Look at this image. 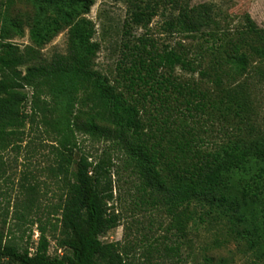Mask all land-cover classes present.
Masks as SVG:
<instances>
[{
    "label": "trees",
    "instance_id": "1",
    "mask_svg": "<svg viewBox=\"0 0 264 264\" xmlns=\"http://www.w3.org/2000/svg\"><path fill=\"white\" fill-rule=\"evenodd\" d=\"M171 1L179 9L168 23L171 28L189 33H204L210 29L212 37L223 39L225 33L212 4L192 6L183 0ZM28 2L32 5L27 21L32 45L24 49L12 41L15 36H24L23 16H9L6 10L0 11V143L16 135L28 118L34 121L39 113H43L45 122L56 131L58 173L64 181V197L59 206L60 246L65 252L55 256L48 254L43 229L33 253L13 240L6 241L0 232V264H135L121 252L119 242L101 241V236L116 225V218L108 208L113 196L109 170L103 161L94 163L85 155L76 156V128L107 138H121L145 184L162 195L163 201L174 210L181 232L185 231L186 222L194 218L192 205L200 207L205 214L220 213L231 221L236 237L245 243L247 250L264 260V134L243 136L239 123L236 127L239 132L213 151L204 150L197 143L198 132L194 127L186 129L189 137L184 132L179 135L180 130L172 131L174 136L168 148L162 144L163 138L152 142L156 135L145 131L140 100H130L95 68L100 45L93 40L94 25L87 18L95 0ZM131 4L135 22L144 23L151 18H146V10L137 2L131 0ZM66 28L67 53L45 58L44 45ZM221 47L223 44H219L217 50ZM212 48L215 51L214 46ZM242 48L264 60V29L252 25L230 37L222 50L226 56L222 58L247 67L249 56ZM142 51L144 54H139L130 71L133 84L138 79L150 85L151 89L139 92L143 99L151 96L167 102L172 98L166 92L171 86L184 95L188 106L192 104L198 109L210 103L221 114L234 113L242 123L250 113L246 97L223 88L221 78L218 86L222 96L217 105L206 92L173 77V70L179 64L193 68L192 61L182 53L173 49ZM162 68L166 70L160 71ZM27 87L32 89L31 95ZM82 93L93 104V113L79 125L74 107ZM196 95L202 98L194 102L192 98ZM29 98L33 115L24 108ZM143 107L146 108L145 104ZM150 117L156 119L153 114ZM96 119L112 124L113 128ZM250 127L255 130L253 124ZM180 207L183 210L176 212ZM219 262L226 264L228 260L222 257Z\"/></svg>",
    "mask_w": 264,
    "mask_h": 264
},
{
    "label": "rangeland",
    "instance_id": "2",
    "mask_svg": "<svg viewBox=\"0 0 264 264\" xmlns=\"http://www.w3.org/2000/svg\"><path fill=\"white\" fill-rule=\"evenodd\" d=\"M133 1L146 10V18L151 17L149 20L144 23L134 21L131 0H95L87 18L94 25L93 40L100 45L95 68L130 100H140L145 131L156 135L151 141L163 138L162 144L168 148L174 136L172 131L180 130L179 135L184 132L189 137L186 129L194 127L198 132L197 143L204 150L213 151L239 132L236 128L239 123L243 136L264 134V60L246 48L242 51H247L249 56L247 67L228 63L222 58L226 56L222 50L230 37L252 25L264 29V0H183L192 6L212 4L218 12L220 27L225 31L223 39L212 37L210 29L204 33H189L171 28L168 23L179 12L171 0ZM5 10L9 16L22 15L25 20L24 36H15L12 41L22 49L32 45L27 24L28 16L32 14L30 2L0 0V11ZM68 36V28L58 33L42 48L43 56L51 59L56 54H66ZM219 44L223 47L217 50ZM143 49L155 52L173 49L182 53L192 61L193 68L179 64L173 70V77L206 92L217 105L222 96L218 86L221 78L223 88L238 91L246 97L250 113L242 123L234 113L221 114L210 103L198 109L192 104L188 106L184 95L171 86L168 91L164 89L172 95L167 102L151 96L143 99L139 92L151 89L150 85L138 79L133 84L130 71ZM26 91L32 94L31 88L27 87ZM80 97L83 101L80 99L74 107L79 125L93 113V104L86 94L82 93ZM201 98L196 95L192 100L197 102ZM24 108L28 114H34L31 98ZM151 114L156 119H152ZM96 121L113 128L110 123ZM249 123L254 125V131ZM56 140V131L45 122L43 113H39L34 121L28 118L25 127L16 135L0 143V232L6 241L13 240L33 253L43 229L50 256L65 252L60 246L59 210L64 197V181L58 173ZM74 141L77 142V157L85 155L94 163L103 161L109 170L108 181L113 196L108 208L116 218V225L101 236V241L119 242L120 250L128 260L135 264H220V258L225 257L226 264H264V260L247 250L245 243L236 237L231 221L220 213L205 214L200 207L192 205L194 218L186 222L185 231L181 232L174 210L163 201L162 195L145 184L121 138H107L76 128ZM182 210L180 207L176 212Z\"/></svg>",
    "mask_w": 264,
    "mask_h": 264
}]
</instances>
